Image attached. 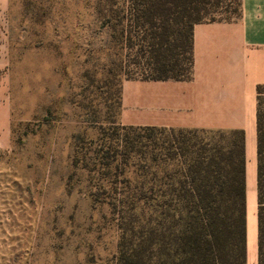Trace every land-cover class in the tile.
<instances>
[{"label": "trees", "instance_id": "1", "mask_svg": "<svg viewBox=\"0 0 264 264\" xmlns=\"http://www.w3.org/2000/svg\"><path fill=\"white\" fill-rule=\"evenodd\" d=\"M233 1L240 6V0H96L95 8L121 51L118 69L126 79L185 80L194 24L237 18L239 8L233 17L214 15L221 6L234 12ZM72 163L85 169L92 203L106 205L115 224L116 252L106 264H247L243 129L111 121L96 138L75 139ZM256 203V264H264L263 85L256 87Z\"/></svg>", "mask_w": 264, "mask_h": 264}, {"label": "rangeland", "instance_id": "2", "mask_svg": "<svg viewBox=\"0 0 264 264\" xmlns=\"http://www.w3.org/2000/svg\"><path fill=\"white\" fill-rule=\"evenodd\" d=\"M95 5L0 0V101L8 111L0 147V264H106L116 252L109 210L92 203L87 172L72 163L78 136L94 139L119 122L120 82L127 77ZM230 8L233 15L214 8L215 17L236 15L238 1ZM251 187L247 264H256Z\"/></svg>", "mask_w": 264, "mask_h": 264}, {"label": "crops", "instance_id": "3", "mask_svg": "<svg viewBox=\"0 0 264 264\" xmlns=\"http://www.w3.org/2000/svg\"><path fill=\"white\" fill-rule=\"evenodd\" d=\"M239 12L231 20L194 24L190 78L122 80L119 122L243 129L246 189L247 184L252 189L254 184L256 188V87L264 86V0H240ZM7 123L8 111L0 101V147L6 145Z\"/></svg>", "mask_w": 264, "mask_h": 264}]
</instances>
